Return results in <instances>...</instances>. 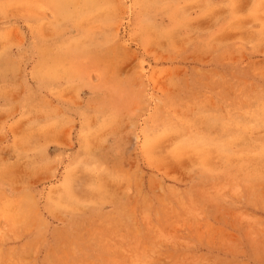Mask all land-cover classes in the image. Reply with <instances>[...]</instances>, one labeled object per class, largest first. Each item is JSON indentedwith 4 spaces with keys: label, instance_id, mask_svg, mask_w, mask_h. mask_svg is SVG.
Instances as JSON below:
<instances>
[{
    "label": "rangeland",
    "instance_id": "1",
    "mask_svg": "<svg viewBox=\"0 0 264 264\" xmlns=\"http://www.w3.org/2000/svg\"><path fill=\"white\" fill-rule=\"evenodd\" d=\"M0 264H264V0H0Z\"/></svg>",
    "mask_w": 264,
    "mask_h": 264
}]
</instances>
